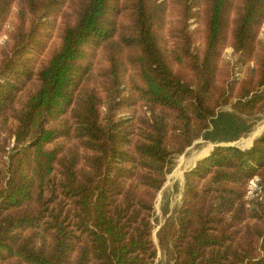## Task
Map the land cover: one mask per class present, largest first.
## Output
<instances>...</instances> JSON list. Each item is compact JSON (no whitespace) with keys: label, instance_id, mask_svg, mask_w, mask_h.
Returning a JSON list of instances; mask_svg holds the SVG:
<instances>
[{"label":"trees","instance_id":"obj_1","mask_svg":"<svg viewBox=\"0 0 264 264\" xmlns=\"http://www.w3.org/2000/svg\"><path fill=\"white\" fill-rule=\"evenodd\" d=\"M12 15L0 264H264V131L230 143L264 119V0H0V33ZM201 138L156 242L172 159Z\"/></svg>","mask_w":264,"mask_h":264},{"label":"rangeland","instance_id":"obj_2","mask_svg":"<svg viewBox=\"0 0 264 264\" xmlns=\"http://www.w3.org/2000/svg\"><path fill=\"white\" fill-rule=\"evenodd\" d=\"M15 19V16L12 15L6 20L4 27V32L0 33V44H3L8 38V33L5 32L7 29H10L12 23ZM260 42L264 44V24L261 27L259 34ZM223 57L225 60L234 61L235 54L232 47H227L223 52ZM234 64V63H233ZM237 75H240L238 71ZM131 79L137 81V77L131 73ZM131 80L128 79L127 85H129ZM264 131V119L259 120L255 125L252 132L245 137L236 140L233 143L234 145L241 146L243 148L250 147L253 144L255 138L260 136ZM214 143L205 142L204 139H198L192 146H190L186 152L182 155L176 156L172 159L171 171L167 175V181L161 191L159 192L156 202H155V232L154 238L158 242L156 232L160 229L161 225L164 224L167 220H172L175 216L176 208L180 205L183 198L184 190V174L185 171L196 165L197 161L204 156L210 154L214 149ZM258 177L255 176L249 181L248 185V194L257 195L260 193L258 185ZM167 208V214L164 213V209ZM165 253L160 250L158 258L155 264H165Z\"/></svg>","mask_w":264,"mask_h":264},{"label":"water","instance_id":"obj_3","mask_svg":"<svg viewBox=\"0 0 264 264\" xmlns=\"http://www.w3.org/2000/svg\"><path fill=\"white\" fill-rule=\"evenodd\" d=\"M231 144H233V143H231ZM213 147H214V145H213Z\"/></svg>","mask_w":264,"mask_h":264}]
</instances>
